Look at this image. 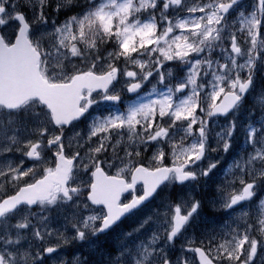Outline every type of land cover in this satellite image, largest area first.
<instances>
[{"label": "snow or ice", "instance_id": "obj_1", "mask_svg": "<svg viewBox=\"0 0 264 264\" xmlns=\"http://www.w3.org/2000/svg\"><path fill=\"white\" fill-rule=\"evenodd\" d=\"M0 264H264V0H0Z\"/></svg>", "mask_w": 264, "mask_h": 264}]
</instances>
